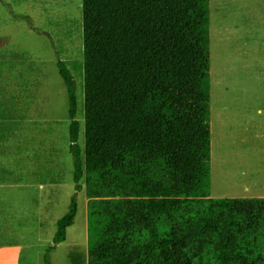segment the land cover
Listing matches in <instances>:
<instances>
[{"label": "trees", "instance_id": "obj_1", "mask_svg": "<svg viewBox=\"0 0 264 264\" xmlns=\"http://www.w3.org/2000/svg\"><path fill=\"white\" fill-rule=\"evenodd\" d=\"M84 147L73 181L93 264H264V198H210L209 0H81ZM76 200L56 222L54 245Z\"/></svg>", "mask_w": 264, "mask_h": 264}, {"label": "rangeland", "instance_id": "obj_2", "mask_svg": "<svg viewBox=\"0 0 264 264\" xmlns=\"http://www.w3.org/2000/svg\"><path fill=\"white\" fill-rule=\"evenodd\" d=\"M209 40L213 111L264 102V0H209ZM82 49L81 0H0V264H93L85 185L81 179L76 190L73 181L68 98L57 67L63 61L75 81L83 154ZM224 127L219 120L211 143L210 198L241 195L231 154L249 138L222 135ZM73 197V224L54 245L56 222Z\"/></svg>", "mask_w": 264, "mask_h": 264}, {"label": "crops", "instance_id": "obj_3", "mask_svg": "<svg viewBox=\"0 0 264 264\" xmlns=\"http://www.w3.org/2000/svg\"><path fill=\"white\" fill-rule=\"evenodd\" d=\"M241 105L229 104L223 113L214 112L210 106V134L213 142L214 128L220 120L225 123L222 135H230L236 141L249 142L243 149L238 148L235 155L232 152L230 174L235 173L239 178L240 196L232 198H264V102H256L247 108ZM243 106V105H242ZM248 110V111H245ZM221 118V119H220ZM217 122V123H216ZM246 135V138L243 136ZM238 145V144H237ZM247 158L245 165H241L242 158ZM213 157L210 154V192L212 193ZM236 177V176H235ZM210 195V194H209Z\"/></svg>", "mask_w": 264, "mask_h": 264}]
</instances>
